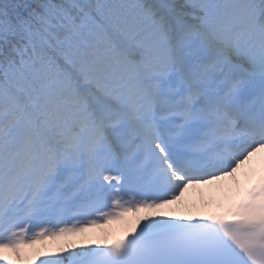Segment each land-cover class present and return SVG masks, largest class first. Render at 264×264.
<instances>
[{
  "label": "snow or ice",
  "instance_id": "1",
  "mask_svg": "<svg viewBox=\"0 0 264 264\" xmlns=\"http://www.w3.org/2000/svg\"><path fill=\"white\" fill-rule=\"evenodd\" d=\"M62 237L23 264H264V0H0V264Z\"/></svg>",
  "mask_w": 264,
  "mask_h": 264
},
{
  "label": "bare ground",
  "instance_id": "2",
  "mask_svg": "<svg viewBox=\"0 0 264 264\" xmlns=\"http://www.w3.org/2000/svg\"><path fill=\"white\" fill-rule=\"evenodd\" d=\"M245 182H246V177L243 174H241L234 180L222 181L216 185L194 187L189 189V191L185 194V199L196 204H201V203L207 204L208 202L215 199H219L222 196L223 190L220 187L221 185H230L234 188L237 185V183L244 185ZM124 231H125L124 228L119 229L117 226H112V228L110 229V233L108 235H118ZM98 236H102V235L99 234ZM55 245L57 246V244ZM56 246L54 247L53 245L52 250H56Z\"/></svg>",
  "mask_w": 264,
  "mask_h": 264
},
{
  "label": "rangeland",
  "instance_id": "3",
  "mask_svg": "<svg viewBox=\"0 0 264 264\" xmlns=\"http://www.w3.org/2000/svg\"><path fill=\"white\" fill-rule=\"evenodd\" d=\"M132 219H134L133 216H131V215L126 216V217L122 218L119 221V223L117 221L110 222L109 224L104 225V227H102V228H98V229L96 228V229L90 230L89 234L95 235V236H98L99 234H101L102 236H106L110 233V229L112 228V226H117L119 229L124 228L126 230L128 227L129 221H131ZM79 240H80V237H62L59 240H57L54 244L58 245L60 243H65L68 241H79ZM44 249H51V250L53 249L52 243H50L47 239L39 242L36 245H34L33 248L30 249L29 252H27L26 249L22 250V256L20 258L21 264H23L24 259L28 258V256H27L28 253H31L35 250H44ZM8 255H11V254H8ZM43 258L44 257H40V259H43ZM13 259H16V257L13 256ZM36 264H39V260H37Z\"/></svg>",
  "mask_w": 264,
  "mask_h": 264
}]
</instances>
